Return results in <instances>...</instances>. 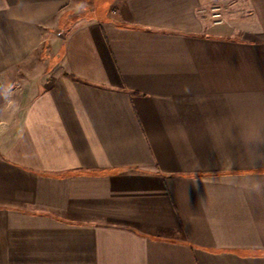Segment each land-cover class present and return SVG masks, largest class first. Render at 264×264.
Masks as SVG:
<instances>
[{
    "label": "crops",
    "instance_id": "1",
    "mask_svg": "<svg viewBox=\"0 0 264 264\" xmlns=\"http://www.w3.org/2000/svg\"><path fill=\"white\" fill-rule=\"evenodd\" d=\"M254 124L264 0H0V264H264Z\"/></svg>",
    "mask_w": 264,
    "mask_h": 264
},
{
    "label": "clouds",
    "instance_id": "2",
    "mask_svg": "<svg viewBox=\"0 0 264 264\" xmlns=\"http://www.w3.org/2000/svg\"><path fill=\"white\" fill-rule=\"evenodd\" d=\"M228 135L233 141L238 139L246 149L255 152L258 158L264 159V153L260 152L261 146H264V125H250L235 134L230 131ZM250 190L257 195H264V183L256 181Z\"/></svg>",
    "mask_w": 264,
    "mask_h": 264
},
{
    "label": "built area",
    "instance_id": "3",
    "mask_svg": "<svg viewBox=\"0 0 264 264\" xmlns=\"http://www.w3.org/2000/svg\"><path fill=\"white\" fill-rule=\"evenodd\" d=\"M212 18H213V22L216 23V24L222 22L221 13H220L218 7L212 8Z\"/></svg>",
    "mask_w": 264,
    "mask_h": 264
},
{
    "label": "rangeland",
    "instance_id": "4",
    "mask_svg": "<svg viewBox=\"0 0 264 264\" xmlns=\"http://www.w3.org/2000/svg\"><path fill=\"white\" fill-rule=\"evenodd\" d=\"M219 11H220V9H219ZM19 89H20V86H19Z\"/></svg>",
    "mask_w": 264,
    "mask_h": 264
}]
</instances>
